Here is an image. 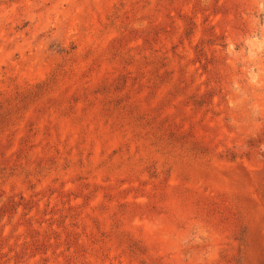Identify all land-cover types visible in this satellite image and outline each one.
Returning <instances> with one entry per match:
<instances>
[{"label": "rangeland", "instance_id": "374dc122", "mask_svg": "<svg viewBox=\"0 0 264 264\" xmlns=\"http://www.w3.org/2000/svg\"><path fill=\"white\" fill-rule=\"evenodd\" d=\"M0 264H264V0H0Z\"/></svg>", "mask_w": 264, "mask_h": 264}]
</instances>
